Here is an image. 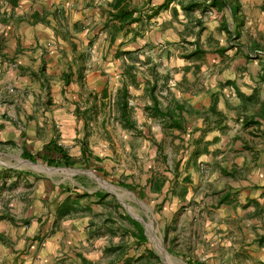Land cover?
Wrapping results in <instances>:
<instances>
[{
	"label": "crops",
	"instance_id": "crops-1",
	"mask_svg": "<svg viewBox=\"0 0 264 264\" xmlns=\"http://www.w3.org/2000/svg\"><path fill=\"white\" fill-rule=\"evenodd\" d=\"M112 1L0 0V264H264L263 0L198 69L144 47L176 40L174 4L131 40L163 0H130L109 42Z\"/></svg>",
	"mask_w": 264,
	"mask_h": 264
},
{
	"label": "trees",
	"instance_id": "trees-1",
	"mask_svg": "<svg viewBox=\"0 0 264 264\" xmlns=\"http://www.w3.org/2000/svg\"><path fill=\"white\" fill-rule=\"evenodd\" d=\"M151 0H145V3H150ZM130 0H113L111 3V8L110 10L107 11V20L105 21V23L103 24L104 28H108V32L110 34L109 36V42H113L114 39V35L116 33H118V31H120L122 28L131 25L133 22H142V18H141V9L140 7H136L135 5H131L130 4ZM169 3H172L174 5H172V12L174 14V16H176L178 14V11H181L183 13V15L186 17V19L188 17L191 16V14L193 13L194 10H199V12H201L203 15V13L208 9H214L218 12L223 11L224 9H226V7H229L230 9V13L232 15L233 12H235L236 7H238V1L237 0H163L161 4H159L158 6H156L149 14L145 13L144 14V22H142L138 27H136L133 31H132V35L130 37L131 40H135V38L140 35V31L143 30L146 26H148L147 22L149 21V18L152 17L153 15H155L159 10L161 9H166L168 8ZM231 4L233 5V7H231ZM177 6V9L173 6ZM260 9L262 11H264V0L263 2L260 4ZM190 19L188 21H186L185 23H183V31H177L178 34L177 36L179 37L181 42H187L189 45H191L193 48L192 50H190L189 52L186 53V55L184 57L186 58H197L200 54L203 53V49L200 45L199 42V34L202 31L203 28V24H202V18L201 16L197 18H195V21L193 23H197L196 27V33L194 40L192 41H188L186 40V35H188L191 31H190ZM227 23L225 18L221 15L220 17V21H219V25L222 26L223 30H228L227 27ZM149 27V26H148ZM236 34L234 32V30H232V35L236 37ZM238 37V34H237ZM169 43V42H167ZM161 44H158V46H160ZM144 47H147V49H151V44L150 43H146L144 44ZM257 47V48H256ZM143 47H140V49ZM227 48H230L229 46H219L217 47L216 53L217 54H222ZM254 48L261 50L264 52V36H263V43L260 44V42H255L254 44ZM138 48L135 49V51H137ZM167 51V50H166ZM168 52V51H167ZM126 52L123 51H119L118 55L121 54H125ZM145 59V58H144ZM138 57L135 56L134 60L133 58H130L129 63L126 65L127 68V74L130 76V80L133 81L132 78V74L131 71L132 69H135L137 67L136 64L138 63ZM146 60V59H145ZM193 68L194 69H198V64H193ZM185 69V67H184ZM134 76V75H133ZM119 99L117 100V108L119 110L118 115H119V120L120 123H122L123 126L125 127H130V128H135V122L129 117L128 112H127V102H126V90H121L119 92ZM213 105V104H212ZM155 112L159 113L161 116H169V112L166 109L164 112L160 111L158 109V107H156L155 105V101L154 104L151 107ZM171 125H173L176 129H181L180 125L173 120L171 122ZM61 154V152H59ZM62 155V154H61ZM65 163V162H64ZM66 164V163H65Z\"/></svg>",
	"mask_w": 264,
	"mask_h": 264
},
{
	"label": "rangeland",
	"instance_id": "rangeland-1",
	"mask_svg": "<svg viewBox=\"0 0 264 264\" xmlns=\"http://www.w3.org/2000/svg\"><path fill=\"white\" fill-rule=\"evenodd\" d=\"M179 14L183 15V13L181 11H178ZM202 13L199 12V10H194L193 13L191 14L190 17H188L186 19V17H178V20L176 21V31H183V23H185L186 21H188L190 19V33L188 35H186V40L188 41H192L195 38V33L197 30L196 24L197 23H193L195 21V18L200 17L202 18V31L199 34V42L200 45L203 49V53L200 54L197 58L193 57V58H186L184 57L186 55L187 52H189L190 50H192V46L189 45L187 42H181L179 37L176 36V40L175 41H171L170 43L167 42H157V43H151V53L153 54L154 52H156L157 50H171V54H173L175 52V55L177 57V64L178 66H187V64L189 63L190 66H192L193 64H198V66L201 64V62H205L207 60H211V57H213L212 55H214L216 53V48L219 46H229L231 47H237L235 46L236 44H241V42H243L245 40V38L242 37L241 38H237V34L238 31L236 30L235 27H233L230 23H227V27L228 30H223L222 26L219 25V21H220V17L221 15L225 18L226 22H228L230 20V16L227 12L226 9H224L221 12H218L214 9L211 10H206L203 15H201ZM264 25V24H263ZM146 31H148L150 28V31H148L147 36L153 35L156 33V31H158V29H154L151 27L146 26ZM144 28V29H145ZM143 29V30H144ZM159 30H161L159 28ZM232 30H234L236 34V37L232 35ZM171 31H173L171 29ZM178 33V32H177ZM194 33V34H193ZM178 35V34H177ZM173 36V35H172ZM262 36H256L257 38V42L263 43V38H261ZM245 42V41H244ZM158 44H161L160 46H158ZM134 47H139L137 46L136 43L132 44ZM257 48V47H256ZM145 49H147V47H145ZM150 53V54H151ZM217 54V53H216ZM220 55V54H218ZM153 56V55H152ZM143 59V57H141V60ZM140 65V64H139ZM148 222V220H146V223ZM264 220L260 219V223L263 224ZM149 227L148 228V233L151 235L152 234V230L153 229V225L148 224ZM154 235L156 236V234L154 233ZM152 237V236H151ZM152 241L150 242L152 245L158 246L160 247V241L159 239L154 237V241L153 239H151ZM154 247V251L163 259L166 260L167 254L165 252V250L163 248H157Z\"/></svg>",
	"mask_w": 264,
	"mask_h": 264
},
{
	"label": "built area",
	"instance_id": "built-area-1",
	"mask_svg": "<svg viewBox=\"0 0 264 264\" xmlns=\"http://www.w3.org/2000/svg\"><path fill=\"white\" fill-rule=\"evenodd\" d=\"M200 169L201 170H205L206 168H205V166L203 164H200Z\"/></svg>",
	"mask_w": 264,
	"mask_h": 264
}]
</instances>
